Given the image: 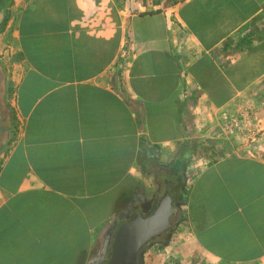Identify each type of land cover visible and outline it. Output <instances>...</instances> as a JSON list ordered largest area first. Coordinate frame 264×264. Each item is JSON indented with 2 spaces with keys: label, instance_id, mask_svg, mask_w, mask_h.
Here are the masks:
<instances>
[{
  "label": "crops",
  "instance_id": "crops-1",
  "mask_svg": "<svg viewBox=\"0 0 264 264\" xmlns=\"http://www.w3.org/2000/svg\"><path fill=\"white\" fill-rule=\"evenodd\" d=\"M252 1L201 38L212 0H69L49 14L19 0L0 35V264H89L167 190L182 264H264V149L217 140L221 113L264 81ZM148 248L147 263L160 254Z\"/></svg>",
  "mask_w": 264,
  "mask_h": 264
},
{
  "label": "rangeland",
  "instance_id": "rangeland-1",
  "mask_svg": "<svg viewBox=\"0 0 264 264\" xmlns=\"http://www.w3.org/2000/svg\"><path fill=\"white\" fill-rule=\"evenodd\" d=\"M18 2L19 0H0V29H2L1 23L5 17L11 15L12 19L13 13L16 15ZM1 34L2 31L0 32ZM8 49V46H0V50L3 52L1 53L0 51L1 57H5ZM8 53L7 58L10 56V50ZM255 97L257 99H254ZM219 127L220 131L217 135L221 137L217 140L223 145L222 149H226L227 144H229L231 149L251 151L264 149V81L254 86L249 97H243L242 102H237L235 107H231L229 111L225 110L221 113ZM177 220V218H174L170 229L145 248L158 246L160 254L152 258L149 263L145 262L140 254V264H169L170 261L171 264H182L177 256L179 249L177 247L175 248L176 250L174 248L171 249L174 243L179 240L178 236L177 238L174 237L178 224ZM113 241L114 239L111 238L101 245L98 244L89 264H107L111 257ZM164 254L171 256L172 259L164 260L163 256L160 258V255ZM167 256L165 257L168 258L169 256Z\"/></svg>",
  "mask_w": 264,
  "mask_h": 264
},
{
  "label": "water",
  "instance_id": "water-1",
  "mask_svg": "<svg viewBox=\"0 0 264 264\" xmlns=\"http://www.w3.org/2000/svg\"><path fill=\"white\" fill-rule=\"evenodd\" d=\"M173 202L174 193L167 190L151 214L146 217L136 214L123 223L115 234L107 264H140L141 252L170 229L171 218L176 214Z\"/></svg>",
  "mask_w": 264,
  "mask_h": 264
},
{
  "label": "trees",
  "instance_id": "trees-1",
  "mask_svg": "<svg viewBox=\"0 0 264 264\" xmlns=\"http://www.w3.org/2000/svg\"><path fill=\"white\" fill-rule=\"evenodd\" d=\"M39 1L41 3V7H39L40 10L44 14H49L51 13L50 11L54 10L53 6L66 5L69 0H39ZM181 1L184 0H170V2L174 4H177ZM244 1L246 0H212V2L215 3L212 9L211 18L209 19V15H208L207 20H204L205 22L204 21L202 22L203 25L198 30V34L200 35V37L204 38L203 33L207 32L206 29L208 28L209 24L211 26H214L216 20L218 21L219 24H225L226 26H228L229 29L243 22L246 19L247 15H249V11L253 12L254 10H256L255 4L252 0L250 4L249 2L246 1L247 2L246 3ZM208 11L209 10H206V12ZM10 18L11 15H8L2 21L1 23L2 29H0V32L4 30ZM255 33H256L255 31H251L249 35L245 36L241 40L240 44L243 42L252 43L253 40L255 39V35H254Z\"/></svg>",
  "mask_w": 264,
  "mask_h": 264
}]
</instances>
